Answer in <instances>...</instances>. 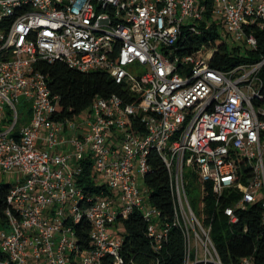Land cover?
<instances>
[{"label":"built area","instance_id":"built-area-1","mask_svg":"<svg viewBox=\"0 0 264 264\" xmlns=\"http://www.w3.org/2000/svg\"><path fill=\"white\" fill-rule=\"evenodd\" d=\"M253 27H264V0H0V176L17 178L6 196L0 264H100L106 254L120 263L114 226L133 210L160 248L169 228L138 182L151 150L169 172L184 264H222L209 215L199 218L190 204L184 168L229 223L252 204L264 223V57L227 70L210 65L219 43L256 47ZM188 37L200 43L184 51L176 42ZM56 60L106 72L124 96L59 116L58 96L35 68ZM20 97L31 101V116L17 129ZM86 166L111 193H86ZM83 218L89 249L74 229Z\"/></svg>","mask_w":264,"mask_h":264},{"label":"trees","instance_id":"trees-1","mask_svg":"<svg viewBox=\"0 0 264 264\" xmlns=\"http://www.w3.org/2000/svg\"><path fill=\"white\" fill-rule=\"evenodd\" d=\"M252 32L257 39L256 47L219 43L210 65L216 69L227 70L240 63L261 60L264 57V27H253ZM199 43L197 39L188 37L184 41L178 39L176 45L184 51H191ZM35 68L46 74L52 95L58 96L59 116L82 113L97 97L125 94L122 86L104 71L82 72L61 60L40 61L36 63ZM258 74L264 81V64ZM148 165L149 170L144 178L145 186L150 203L160 213L159 225L168 226V235L161 247L157 248L156 243L147 236V222L143 214L133 210L128 217H119L115 222L121 238L122 261L116 263L114 257L106 254L101 258L100 264H184L185 238L182 230L173 225L174 200L168 169L156 150L150 151ZM79 181L89 195L111 193L106 185L95 184V175L88 166L84 168ZM10 187V183H0V229L8 226L5 209ZM212 199L213 194L209 191L205 196L206 212L209 215L205 218V223H211V238L222 264H245L242 261L245 257L251 258L252 264H264V223L261 207L252 204L247 209L239 211V220L236 223H229L223 212L214 208ZM90 228L85 218L74 225L81 248H91ZM3 257L0 252V259ZM77 260L76 258V262L72 264H79Z\"/></svg>","mask_w":264,"mask_h":264},{"label":"rangeland","instance_id":"rangeland-1","mask_svg":"<svg viewBox=\"0 0 264 264\" xmlns=\"http://www.w3.org/2000/svg\"><path fill=\"white\" fill-rule=\"evenodd\" d=\"M224 32H222L223 35ZM234 44V43H233ZM31 107V101H28L24 99V97H20V101L17 104V108L19 109L21 119L24 120V122L21 120L20 123L17 126V129L23 125V123L26 122V120L29 119L31 116V110L29 109ZM184 177H185V182H186V190H187V195L189 198V201L191 203V206L194 210V212L198 215L199 218L204 219V217L207 215L206 212V200L204 199V191H203V183L199 179V177L194 175V172L191 167L185 166L184 168ZM0 179H3L5 183H14L16 181V176L13 174H6V175H1ZM105 179L103 177H97V181L99 182H104ZM138 182H139V187L141 190H145L146 186L143 181L142 175L138 176ZM150 208L148 205L145 210ZM69 210V209H68ZM114 234L118 235V229L116 226H114ZM194 245L192 241V246ZM194 250V246H193ZM200 255H202V252L200 251Z\"/></svg>","mask_w":264,"mask_h":264}]
</instances>
